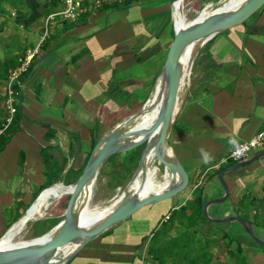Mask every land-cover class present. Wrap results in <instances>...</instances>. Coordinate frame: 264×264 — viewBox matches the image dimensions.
<instances>
[{
  "label": "crops",
  "instance_id": "crops-1",
  "mask_svg": "<svg viewBox=\"0 0 264 264\" xmlns=\"http://www.w3.org/2000/svg\"><path fill=\"white\" fill-rule=\"evenodd\" d=\"M171 2L135 0L106 10L88 8L76 20L56 17L52 22L49 45L35 58L33 73L25 81L20 78L15 102L19 119L8 130L0 152V237L43 190L64 183L69 169L81 172L100 138L141 110L181 17L180 5L174 4L173 13ZM182 3L195 11L204 3L211 8L212 0ZM8 4L10 16H16L23 29L39 17L44 18L36 24L44 27L45 18L62 6L57 0L54 12L48 13L51 0L43 4L0 0V32L10 31L2 19ZM34 47L24 48L22 55ZM178 104L166 147L182 171L185 187L170 198L142 206L91 240L66 264H157L148 254V243L167 223L166 217L196 190L202 192L204 203L224 195L218 173L238 162L223 161L237 144L264 130V5L243 24L218 33L198 49L190 83ZM263 151L264 138L246 161ZM131 152L134 149L127 153ZM117 155L110 169L114 174L128 160ZM68 177L72 180L75 175ZM223 179L228 197L209 206V216H239L254 226L255 235L264 242V157L226 173ZM193 229L218 240L209 250V264H235L227 250L236 252L238 246L246 263L264 264L250 241L262 247L238 223H211L203 217ZM178 230L174 223L169 236H176ZM223 233L228 237L220 240ZM167 264H173L172 259ZM175 264L182 263L175 260Z\"/></svg>",
  "mask_w": 264,
  "mask_h": 264
},
{
  "label": "water",
  "instance_id": "water-1",
  "mask_svg": "<svg viewBox=\"0 0 264 264\" xmlns=\"http://www.w3.org/2000/svg\"><path fill=\"white\" fill-rule=\"evenodd\" d=\"M182 1L183 0H172L171 4L178 3L180 5ZM263 5L264 0H244L239 7L233 10L212 14L205 17L194 26L180 32L175 30L174 39L157 78L161 79L163 86V104L158 118L151 122L141 133L122 131L118 126H115L108 134L100 138L90 152L85 166L76 182L73 185H64L65 187H73L72 191L66 194L69 196V201L61 221L49 231L41 236H37L33 240L35 241L48 236L53 230H56L55 233L39 243H29L17 248L0 251V264H42L47 257L55 255L65 247H73L69 256L57 258V260L53 262V264H66L91 240L101 235L112 226L127 220L142 206L158 203L180 192L185 187L182 171L179 165L173 159H170L166 147L169 129L175 118L174 109L176 103H178L177 68L179 62L187 49L192 46H198L199 49L218 33L243 24ZM32 73L33 70L29 73L28 77H30ZM148 100L149 98L144 102L141 110L147 105ZM138 113L130 116L124 121H131ZM158 126H160L158 134L156 137H151L153 131ZM140 145H143V149L138 160L137 170L133 174L131 180L125 185L124 191H127L134 180L140 175L143 179L145 165L151 152H154L157 164L164 167L165 171H168L171 177V185L165 189H160V191L155 194L142 196L136 201L124 197L116 203L115 207L106 216L101 218L94 225L81 228L78 225L80 212L84 204L89 201L104 162L112 155L128 152ZM262 157H264V151L255 154L250 160L235 163L221 170L218 173V178L223 186L224 195L221 198L207 201L203 206V215L211 223L235 222L240 224L250 238L264 249V242L255 235L254 226L245 219L239 216L211 218L208 214L209 206L221 204L228 197V186L223 176L226 173L244 167L250 162ZM61 184L64 183L61 182ZM41 193L25 212L38 201ZM121 197L122 195L116 194L111 201ZM21 217L18 220H20ZM8 230L0 238H2Z\"/></svg>",
  "mask_w": 264,
  "mask_h": 264
},
{
  "label": "bare ground",
  "instance_id": "bare-ground-1",
  "mask_svg": "<svg viewBox=\"0 0 264 264\" xmlns=\"http://www.w3.org/2000/svg\"><path fill=\"white\" fill-rule=\"evenodd\" d=\"M244 0H228L222 6L216 7L212 11H210L207 16H203L196 21H189L183 18H179L180 26H178L180 32L184 29H188L198 22H200L205 17H208L212 14L218 12H224L233 10L239 7ZM179 5V4H178ZM183 14V13H182ZM198 50V46H192L186 50L184 55L182 56L178 68H177V97L178 102L180 98L183 96L186 91L187 86L189 85V75L191 71V64L194 56L196 55ZM185 100V99H184ZM163 104V86L161 79H157V82L154 85V89L149 97L147 105L134 117L132 121L129 123H124L118 126V128L122 131H129L132 133H141L144 131L147 126L156 120L160 114L161 106ZM181 107V106H180ZM179 104L176 103L174 114L176 115L178 112ZM160 129L158 126L152 133V137H156ZM162 168V169H161ZM156 162V157L154 156V152L150 153V156L145 165V173L144 177L140 175L138 178L134 180L132 185L129 187L127 191H120L119 195H122L121 198H117L113 203H109L101 208H97L94 212L89 213L85 210V204L83 209L80 212V218L78 225L81 228H87L90 225H94L101 218L106 216L116 205V203L123 199L124 197L131 199L132 201H136L142 196L152 195L160 191V189H165L169 185H171V177L168 174V171L164 170V167H161ZM73 186L69 187H60L53 188L50 187L47 190H44L38 201L27 211L25 212L21 219L15 222L8 232L0 238V251H5L13 248H17L26 244L31 243H39L40 241L45 240L47 237H51L56 230H53L48 236L40 238L38 240L31 241H18L17 237L20 234L21 230L26 226L28 222H33L38 219L43 218L47 214V210L50 206L52 200L59 199L63 195H66L67 192L72 191ZM73 250V247H65L62 251L47 257L42 264L50 263L56 260L59 257H67Z\"/></svg>",
  "mask_w": 264,
  "mask_h": 264
},
{
  "label": "rangeland",
  "instance_id": "rangeland-1",
  "mask_svg": "<svg viewBox=\"0 0 264 264\" xmlns=\"http://www.w3.org/2000/svg\"><path fill=\"white\" fill-rule=\"evenodd\" d=\"M8 1H10V0H8ZM39 1L43 4V2L46 0H39ZM108 1L111 2L112 0H108ZM227 1L228 0H212V3H211L212 9L209 6L205 5V3H204L203 6L205 5V7L201 12H199L200 13L199 18H201L203 16H207V13H209L210 11L215 9L216 7L224 5L225 3H227ZM112 6L113 5H107V7L103 6L101 10H106V9L112 8ZM203 6L200 7V5H196L195 8L199 9V10H195L196 12L192 11V10H188L187 7H184V8L180 7L181 16L183 18L185 17V19H187L189 21H196V19L194 17L196 16L197 12L203 8ZM3 7H4V5H3ZM10 7H11L10 4H8L4 7L5 8L4 14L5 15L3 18L1 17L3 19V21L6 23L7 28L10 29L9 32H2V31L0 32V121L1 122L5 121L6 117L8 116L6 113V110H5L6 105H5V95H4V84H5L4 81L6 79L4 80V77H3L5 74V68H4V66H2L3 62L8 60V59H19L22 57L21 56L22 52H23L22 50L24 48L36 46L40 41V38H41L42 32H43V28H44L43 26L36 24V21L41 22L44 17H39L36 21L30 22L26 29L19 28V26H18L19 24H18V21L16 19V16H10V14H11ZM61 7H60V10H61ZM21 10L19 9L17 11V14H20ZM23 10L26 11L27 10L26 7H24ZM60 10H58V11H60ZM58 11H55V12H58ZM51 12H54V10H51ZM24 16H25V20H27L29 18V17H26V13H24ZM59 18H61V17H59ZM191 19H193V20H191ZM175 24H176V27H175L176 30L179 31L178 26H180V23L177 21V22H175ZM0 30H2L1 23H0ZM16 53H18L19 58L17 57L18 55H15ZM41 53L42 52H40V55H41ZM191 66H192V64H191ZM190 75H191V71H190ZM190 75H189V82H190ZM183 95H185V92ZM129 122H125L124 120H122V121H120V123L116 124V126H119V125L124 124V123H129ZM1 124L2 123H0V125ZM151 137H152V135H151ZM142 149H143V145H140L134 149V152L128 153V155L131 154V155L135 156V159L132 161V163L129 164L130 160H128V161H126V164H123L121 166V168L119 167L118 171L115 173L116 176L111 178V181H110V175L112 174V172H110L111 171L110 169H113L112 168L113 164H114L115 159L117 158L118 155L117 154L112 155L110 158H108L104 162L105 167H103L102 172H105L106 168H108L109 171H106V172H108L107 173L108 175L106 173H103L102 176H98V179L95 183V186H94V189L91 193L89 201H87L89 203H87V202L85 203L86 212L92 213L97 208H101V207H103L109 203H113L116 200L115 199L114 201L113 200L111 201V199L116 194H119L120 191L124 190L125 185L131 180L133 174L136 172L137 167H138V160H139ZM132 151H133V149H132ZM121 156H122V154H121ZM126 165H128V166H126ZM160 168H161V166H160ZM71 174L74 176L77 174V172L71 170V172H69L67 175H71ZM73 178L74 177H72V179ZM71 185H73V184H71ZM117 185H119V186H117ZM52 186H54V185H52ZM55 186H56V184H55ZM68 197H69L68 195H63L59 199L52 200L50 203V206L47 210L46 216H44L43 218L38 219L36 221L28 222L26 224V226H24V228L21 230L20 234L17 237V240L18 241H31L37 237V236H35L37 233L44 231L47 227H49L52 224L51 221H52V219H54L55 216L62 218V216L64 214V210L66 209V207L68 205V203L66 202V199ZM40 221H42L41 222L42 225H41V227L37 228L34 224L37 222H40ZM203 244L201 247L204 246ZM250 244L255 246V247L251 246L253 248V251L256 253H259L261 258L264 260L263 248L258 247L257 245L253 244L251 241H250ZM247 256H249V254H247ZM59 258H61V257H59ZM56 260H54L53 262H55ZM53 262L46 263V264H53ZM201 264H203V262Z\"/></svg>",
  "mask_w": 264,
  "mask_h": 264
},
{
  "label": "trees",
  "instance_id": "trees-1",
  "mask_svg": "<svg viewBox=\"0 0 264 264\" xmlns=\"http://www.w3.org/2000/svg\"><path fill=\"white\" fill-rule=\"evenodd\" d=\"M51 2L54 5L52 4L53 7L50 8V10L48 9V13L49 11H51V9L52 10L56 9L57 0H51ZM112 7L117 8L120 6L113 5ZM23 17L25 18L24 15ZM49 42H50L49 38L43 42L41 46L42 51L46 50V47L49 45ZM17 57L19 58V56ZM35 61L36 59H34V61L29 66L28 70L21 76L22 81L26 80L29 73L35 67L36 65ZM19 65L20 64L18 59H8L4 61L2 65L5 68V74L3 76L4 80L8 79L11 73L15 72L18 69ZM18 96H20L19 89H18ZM5 110L8 115L7 108ZM18 119H19V115L18 113H16L9 124L6 123V119H5V121H3L2 124L0 125V130H2V132L0 133V152L5 148L7 144L8 138L6 134L9 132L8 130L11 128L13 129V125H15V122H17ZM89 154L86 158V161L89 157ZM121 154L124 157L128 156L127 159L130 160L129 164L132 163V161L135 159V156L131 154L128 155L127 152ZM69 172H71V169H69L66 173L64 185L74 184L81 174V172H79L71 180L67 175ZM102 174L103 172L100 171L99 176H102ZM115 176L116 174H114L113 172L110 177L113 178ZM64 185L56 184V186L54 185L51 187L60 188L63 187ZM49 187L50 186H48L47 188ZM68 201H69V197L66 199L67 203ZM204 204L205 203L202 197V192L200 190H196L193 192L191 198L185 202V204L180 206L177 210H174L171 215H168L167 223L164 224L162 228L155 231V234L150 238L148 243V254L151 256L153 262L157 264H167V260L172 259L173 264H175V260L179 261V263L182 264H201L202 262L203 264H209L208 260H206L209 257V250L211 249L212 246H214L218 242V240L210 239L207 235L199 233L193 229L197 221L204 217L203 215ZM61 219L62 218L52 219L51 221L52 224L49 227H47L44 231L37 233L35 236H41L45 232L49 231L51 228L57 225L61 221ZM41 222L42 221L37 222L34 225L37 228H39L42 225ZM174 223H177L179 225L180 230L177 231L176 236L171 237L169 236L168 233L171 230L172 225ZM262 227H264V225ZM227 237L228 236H226L225 233H223V236L222 238H220V240H224ZM202 244L204 245L203 247H201ZM241 252L242 250L240 246H238L236 252H231L227 250V255L230 259H235V264H248L244 261Z\"/></svg>",
  "mask_w": 264,
  "mask_h": 264
},
{
  "label": "built area",
  "instance_id": "built-area-1",
  "mask_svg": "<svg viewBox=\"0 0 264 264\" xmlns=\"http://www.w3.org/2000/svg\"><path fill=\"white\" fill-rule=\"evenodd\" d=\"M134 1L135 0H112L111 2L108 0H61V10L50 14L45 18L44 28L39 43L33 49L27 50L22 55V57L18 59L20 64L18 69L15 72L11 73L9 78L4 81L5 105L8 110L6 123L9 124L16 113L15 102L18 95V89L20 88V78L28 70L34 59L39 55L43 42L49 38L50 25L56 17H61L66 20H76V18L79 17L82 13H85L88 8L101 10L103 6H123ZM174 4H171L173 13L175 10ZM180 5L181 8L185 7L183 3H180ZM263 138L264 130L260 131L251 140L240 142L223 162H226L228 160H233L235 162L245 161L247 158H249L252 150L261 145V141ZM166 219H168V216L166 217Z\"/></svg>",
  "mask_w": 264,
  "mask_h": 264
}]
</instances>
